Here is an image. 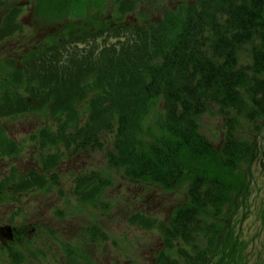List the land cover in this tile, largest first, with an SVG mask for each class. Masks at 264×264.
<instances>
[{"label": "trees", "instance_id": "obj_1", "mask_svg": "<svg viewBox=\"0 0 264 264\" xmlns=\"http://www.w3.org/2000/svg\"><path fill=\"white\" fill-rule=\"evenodd\" d=\"M80 1L63 6L75 5L76 12ZM143 1L115 0L120 18L100 27L120 37L114 43L63 59L65 37L84 41L93 34L85 25L56 36L49 59L34 49L29 69L16 62L13 71L2 68L0 110L44 112L49 123L40 131V146L57 151L100 147L101 134L112 131L110 168L166 192L186 190V201L168 220L143 211L128 218L132 226L159 232L163 246L151 264H231L239 258L245 264L246 242L236 228L253 213L255 165L264 163L257 138L264 131V0H181L159 21L128 24L126 17ZM19 10L10 19L14 32ZM208 115L223 121L220 145L202 130ZM48 155L42 161L49 167L54 155ZM63 155L57 152L58 162ZM44 179L26 177L21 190L42 188ZM52 179L59 184L57 171ZM111 185L108 174L80 173L73 193L80 204L92 205ZM78 255L74 264H96Z\"/></svg>", "mask_w": 264, "mask_h": 264}, {"label": "rangeland", "instance_id": "obj_2", "mask_svg": "<svg viewBox=\"0 0 264 264\" xmlns=\"http://www.w3.org/2000/svg\"><path fill=\"white\" fill-rule=\"evenodd\" d=\"M65 1L0 0V22L11 7H23L18 16L19 32L7 35L8 38L1 41L5 43L0 42V61H8L10 70L16 66L15 60L22 70L24 67L29 69L26 54L31 50L43 51L41 56L45 55L47 60L52 54L51 44L56 36H64L85 25L102 31L100 27L103 22L120 18L115 0H102L101 3L100 0H81L76 12H73L75 5L63 6ZM180 1L144 0L128 16L140 24L147 19L159 21L166 10ZM139 11H144L146 18L140 16ZM119 38L113 36L105 40L100 36L97 39L86 38L82 42L70 36L62 51L63 59L72 51L82 52L92 46L101 48ZM37 61L42 62L41 58ZM4 123L7 124L8 132H12L10 136L27 139L30 134L46 128L49 120L44 112L26 111L9 117ZM222 123L220 117L211 115L205 116L203 120V132L216 145L221 144ZM257 138L264 151V131ZM113 140L114 132L103 133L102 146L88 147L77 153L63 146L59 148L60 151H57L58 147L50 146L49 155L55 158H51L52 165L49 167L44 166V160L39 163V150L31 141L19 158L3 162H7L8 167H18L20 172L41 166L49 171L51 167V171L48 173L50 177L44 179L42 190H28V194L21 195V199L16 201L11 195L10 215L3 219L0 216V226L13 220L11 214L19 208L15 222H11V225L18 230L20 238L11 243L9 256L0 257V264H74L72 258H79V253L93 259L96 264H151L155 260L158 248L163 246L159 232L132 226L128 218L136 211H143L168 220L172 208L186 201V190L166 192L155 185L131 181L110 168L107 154L113 148ZM57 152L64 154L60 162L56 158ZM42 154L46 156V151H42ZM54 171L58 172L59 184L52 179L51 173ZM94 171L108 174L113 185L106 189L95 204L82 205L73 193L75 178L80 173ZM255 171L256 186L251 200L253 213L236 228V234L246 242L245 264H264V163L258 162ZM18 184L16 181L15 185ZM5 251L0 250V253ZM240 262L241 258L238 263L231 264Z\"/></svg>", "mask_w": 264, "mask_h": 264}, {"label": "flooded vegetation", "instance_id": "obj_3", "mask_svg": "<svg viewBox=\"0 0 264 264\" xmlns=\"http://www.w3.org/2000/svg\"><path fill=\"white\" fill-rule=\"evenodd\" d=\"M9 115L8 113H6L5 110H0V133L4 134L3 136L0 135V160H3L2 162H0L1 165V170H0V216L3 219L5 216L8 217V215H10L9 213L11 212V205L9 204V201L11 199L14 198V201H16V199H21V195H26L28 194L26 191L30 190H42L41 188H28V189H21V186L24 182V178L26 177H31V178H35L36 176H38V174L40 175H44V178L46 177H50V174L48 176V173H50L51 171V167H50V171L49 169L45 170L44 166H41V168H30L29 170H27L26 172H20V170L18 169V167L16 166H10L8 167V163L5 162L3 164V162L5 160H12V159H17L19 158L26 145L29 144V142L33 141L35 144V148L39 150V163L42 162V157H46L42 154V151H46V155L48 153V148H44L40 146V131L41 130H37L36 133H32L29 135V137L27 139H16L12 136H10L6 126L7 124H5L4 122L6 120H9ZM12 135V134H11ZM4 146V147H3ZM56 171H54L53 173H55ZM51 173V175L53 174ZM47 175V176H46ZM14 180V182L12 183V185L10 184V180ZM16 181L19 183L18 185L16 184ZM15 186L16 189H15ZM13 194V198L11 197V195ZM13 204H17V203H13ZM19 212V208H17V212L16 213H12L11 216L13 217V220L10 219V221H6L2 224H7V225H2L0 226V250H6L3 253H0V257H3L5 255L9 256L10 255V245H11V241L9 239V234H11V232L13 234H15V239H19L20 238V234L18 235V230L11 225V222L14 223L15 219H16V215ZM11 217V218H12ZM5 226H10L11 230H5L3 231V227ZM15 242V241H14Z\"/></svg>", "mask_w": 264, "mask_h": 264}]
</instances>
